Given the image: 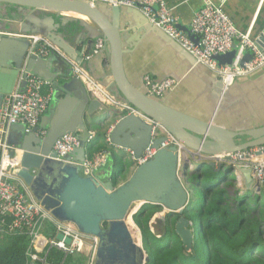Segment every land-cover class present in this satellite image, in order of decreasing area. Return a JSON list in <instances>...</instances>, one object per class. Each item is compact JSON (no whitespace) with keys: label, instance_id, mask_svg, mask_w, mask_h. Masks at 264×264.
<instances>
[{"label":"water","instance_id":"water-1","mask_svg":"<svg viewBox=\"0 0 264 264\" xmlns=\"http://www.w3.org/2000/svg\"><path fill=\"white\" fill-rule=\"evenodd\" d=\"M0 7L3 10L14 7L16 12L27 14L24 19L15 18L17 13L12 14L8 24L0 25V29L11 32L19 20L20 34L44 36L83 67L82 48L88 50L91 41L102 36L105 40L104 51L108 54L109 77H111L108 82L110 84L107 83L109 86L106 87L118 100L127 102L144 115L162 124L190 152L215 159L220 155L228 159L234 153L264 144V120L256 121L252 125L248 123V126L242 127L225 126L218 121L219 111L231 86L225 87L219 79L216 87L219 101L205 119L169 106L160 97L148 92L146 86L145 90H142L128 80L123 67L125 34L122 29L129 28L130 24L129 20H124V16L130 17L132 13L136 14L139 20L135 25L139 30L145 33L155 32L166 41H172L180 47L137 9L109 7L104 3L90 4L84 0H0ZM41 14L45 16L40 17ZM53 16H56L58 22H55ZM178 27L194 42H198V37L194 36L186 25L179 23ZM79 29H85L87 35L81 36L78 43L74 44L70 38L76 37L80 32ZM3 39L23 41L27 48L29 46L25 38L4 36ZM255 41L257 47L264 51L263 29L255 36ZM77 44L79 47H76ZM234 55L235 49H232L224 54H215L212 58L220 64H230ZM249 57L250 54H245L240 64L243 65ZM42 64H46L43 58L26 52L14 60L16 78L12 76L7 87L0 89V105L4 95L12 92L22 68L40 78L53 81L46 76ZM74 79L60 86L55 82L53 85L55 90H64L66 94L72 91L78 94L79 108L75 114L78 119L74 117L75 120L77 119L76 130L75 127L69 126L68 122L62 121L59 115L61 102L58 104L56 101L53 102L52 112L50 111L46 116L50 120L49 124L30 129L21 124L10 127V132L16 126L22 129L19 131L20 139L16 142L20 149V167L16 175L28 187L34 199L55 219L71 222L81 233L97 238L94 264H145L149 260L142 248L141 238L132 235L128 223L130 221L135 225L132 215L144 204L161 206L163 216L178 215L174 222V231L184 249L188 251L196 236L193 221L186 217L193 190H187L177 176L178 166L186 167L188 159L181 156L179 158L177 147L174 145L159 148L158 144L164 140V137H160L154 142L156 153L153 157L138 164L129 178L119 185H114L110 179L102 181L94 175L81 174L80 165L85 159V146L89 136L87 126L98 125L104 120L103 115H106L108 106L101 104L99 97L92 95L80 80ZM21 85H24L23 81ZM127 124L134 127L141 124L144 126L148 136L146 147L150 141L149 124L139 116L122 115L112 131L122 130ZM41 128H46L43 137L38 135ZM65 133L76 134L79 146L74 148L65 160H60L56 158L53 145L55 140ZM108 140L113 145H118L121 150L130 148L135 157L140 155L124 141L116 143L111 135ZM120 149H109L100 167H107L112 163L114 171H117L125 156ZM236 161L237 163L234 162L235 164L232 165V170L235 171L243 188L245 190L255 188L260 193L261 187L253 180L251 168L244 164L245 158L240 156ZM194 189L196 190L195 187ZM160 220L163 221L164 217ZM56 239L63 240L66 244L70 243V238L64 237L61 233L56 234Z\"/></svg>","mask_w":264,"mask_h":264},{"label":"built area","instance_id":"built-area-1","mask_svg":"<svg viewBox=\"0 0 264 264\" xmlns=\"http://www.w3.org/2000/svg\"><path fill=\"white\" fill-rule=\"evenodd\" d=\"M90 4L104 3L109 7H124L137 9L150 23L159 28L164 34L187 51L196 62L206 67L212 75L221 80L227 87L239 78L253 75L264 68V51L257 47L255 37L249 32L239 31L223 10L226 0H202L203 4L192 15L186 25L190 32L198 37L194 42L183 30L180 23L164 0H84ZM29 40V53L45 58L50 54H57L70 65L74 78L86 85L92 94L99 97L101 104L118 109L124 115H136L144 119L150 126V141L142 153L135 157L133 152L125 149L130 159L136 164L144 163L156 153L154 142L160 137L164 140L158 144L159 148L177 147L178 157L186 158L184 151H188L166 128L157 121L144 115L125 101L118 100L106 88L97 82L85 67L74 62L58 46L47 38L38 34L26 35ZM105 40L102 36L95 38L89 49L82 48L81 59L86 61L104 48ZM235 49V55L230 64H220L212 58L215 54H224ZM250 54L243 65L240 64L243 56ZM24 82L22 86L21 83ZM144 84L151 94L160 97L164 92L175 86V80L164 78L156 80L150 75L143 77ZM47 89V91H45ZM52 90L42 78L22 69L19 85L9 94H5L0 105V235H14L23 233L30 237L31 249L28 253L30 262H47L46 255L50 248L60 250L64 256L83 252L86 244L93 249L87 256L85 264H94V251L97 238L86 235L77 230L75 225L67 221H58L49 211L34 199L28 187L16 175L20 167V151L8 142L10 127L14 124L24 125L30 129L37 127L41 117L48 110L51 102ZM46 129H40L38 135L43 137ZM89 135L87 142L91 141ZM79 146L78 138L65 133L56 139L53 150L56 158L65 160L68 154ZM202 154L191 152L192 161L187 160L186 167L178 166L177 176L188 190L185 174L201 161L221 162L223 157L204 158ZM232 161L243 156L244 164L251 168V176L260 186L264 184V144L255 146L230 155ZM105 161V154L99 153L93 159L85 155L80 165L83 175H91L93 170L100 167ZM223 161V160H222ZM233 165V163H232ZM258 192V191H257ZM259 193V192H258ZM50 225L54 236H45L43 231ZM61 233L70 238V243L56 239Z\"/></svg>","mask_w":264,"mask_h":264},{"label":"crops","instance_id":"crops-1","mask_svg":"<svg viewBox=\"0 0 264 264\" xmlns=\"http://www.w3.org/2000/svg\"><path fill=\"white\" fill-rule=\"evenodd\" d=\"M164 2L183 25L189 24L193 13L203 4L202 0H164ZM223 10L239 31L249 32L252 38L257 36L262 29L264 30V0H226ZM14 13H17L15 16L17 19L21 17L24 19L27 16L26 13L16 12L14 7H8L4 10L0 7V25H7ZM132 14L130 17L124 16V20H129L130 27L122 29L123 34H125L123 67L128 80L136 87L145 90L143 81L145 75H150L156 80L172 78L176 82L175 86L163 93L160 98L166 104L176 109L192 114L200 119L207 118L212 108L214 109L219 101V94L216 91L217 78L206 67L196 63L191 55L187 54L172 41H166L165 38L159 34L157 35L155 32L145 33L139 30L135 25V22L139 18L135 16L136 14ZM44 16V14L40 15V17ZM53 18L55 22H58L56 16H53ZM33 20L37 19L33 18ZM18 28L19 20L11 32L0 29V36L3 35V37L7 36L8 38L21 37L29 42L26 35L31 34H20ZM78 31L80 32L76 37L70 38V41L74 44L78 43L81 36L87 35L85 29H79ZM3 37H0V89L7 87L8 81L14 76L15 67L13 61L23 56L24 52L26 54L29 53V46L27 48L23 41L5 40ZM94 40L91 41L90 46ZM76 47H79V44ZM102 51V53L100 51L90 59L84 61V67L97 82L114 96L109 88L106 87L109 86L108 84L110 83L108 82L111 79L109 77L110 66L108 54L104 51V48H102ZM43 59L46 61V64H42L44 72L53 81L50 82L44 79L49 84L52 93L49 108L41 117L39 125L49 124L50 120L46 116L49 115L50 111L52 112L54 108L53 102L56 101L58 104L61 102L59 115L62 117V121H66L69 123V126L75 127V121L78 119V116L75 115L79 108L78 94L73 91L66 94L64 90H55L53 85L54 82L60 86L64 82L75 80L71 67L64 58L57 54H50ZM22 69L17 76L18 79L13 89L19 85ZM14 78H16V74ZM84 86L90 91L86 85ZM227 92L228 95L218 115L220 123L230 127H242L248 126V123L252 125L256 121L264 120V68L253 75L237 79ZM90 93L92 94L91 91ZM106 109V115H103L104 120L100 121L98 125L87 126L88 134L92 136V139L85 146L86 156H88L89 151L91 153V157L88 156L89 159H93L99 153H104L106 157L109 149H120L118 145H113L108 140L110 135L116 143L124 141L134 148L138 154H141L148 142L144 126L141 124V126L134 127L127 124L122 130L114 132L112 131L114 125L124 113L113 107ZM74 117L77 119L75 120ZM21 130L20 126H16L14 130L11 132L9 130L8 133V142L19 151L20 149L16 142L20 139L19 131ZM71 134L77 137L76 134ZM89 144L91 148H89ZM128 149L131 150L130 148ZM121 151L125 156L122 165L119 167L121 170L118 175L113 172L112 163L108 166L106 165L107 167L96 168L91 175L102 181L110 179L112 182L115 179L118 185L128 179L136 164L130 159L129 154L125 150ZM233 174L236 180L239 181L235 171ZM239 186L244 191L240 181ZM260 187L261 190H264V184ZM90 249L89 244H86L83 252L80 253L88 256Z\"/></svg>","mask_w":264,"mask_h":264},{"label":"trees","instance_id":"trees-1","mask_svg":"<svg viewBox=\"0 0 264 264\" xmlns=\"http://www.w3.org/2000/svg\"><path fill=\"white\" fill-rule=\"evenodd\" d=\"M233 172L226 161H201L185 174L188 190H193L186 217L196 223L188 251L174 231L177 214L165 215L159 236L149 220L161 206L144 204L132 215L149 257L145 264H264V199L260 193L242 191ZM112 183L118 185L115 179ZM43 234L54 236L53 228L48 225ZM30 249L26 234L0 235V264H28ZM86 259L78 252L64 256L56 248L46 255L51 264H85Z\"/></svg>","mask_w":264,"mask_h":264},{"label":"rangeland","instance_id":"rangeland-1","mask_svg":"<svg viewBox=\"0 0 264 264\" xmlns=\"http://www.w3.org/2000/svg\"><path fill=\"white\" fill-rule=\"evenodd\" d=\"M184 155L187 159H189L190 161H192V158H191V152L189 151H184ZM233 155V154H232ZM204 158H210L209 156L207 155H204L203 156V159ZM226 161L227 163H230V164H235L237 161H232L231 158H228V159H225V158H222L220 161ZM235 162V163H234ZM193 166H196V163L195 162H192ZM180 166V165H179ZM121 168L118 167L117 169V172L120 171ZM187 189V188H186ZM245 190V189H244ZM197 191V190H196ZM253 192V194H259L255 188H252L251 190ZM261 196L262 198L264 199V190H261ZM165 216H163V210L161 209L160 211L156 212L149 220V225H150V229L151 231L156 235V236H159L162 232V229H163V221H161L160 219L163 218ZM129 223V227H130V231L132 233V235L138 239L141 238V234H140V230L139 228L136 226V225H133L130 221H128ZM196 223H194L193 226H195ZM93 251V249L91 248L89 253L91 254Z\"/></svg>","mask_w":264,"mask_h":264},{"label":"bare ground","instance_id":"bare-ground-1","mask_svg":"<svg viewBox=\"0 0 264 264\" xmlns=\"http://www.w3.org/2000/svg\"><path fill=\"white\" fill-rule=\"evenodd\" d=\"M221 157L220 155H217V158Z\"/></svg>","mask_w":264,"mask_h":264}]
</instances>
